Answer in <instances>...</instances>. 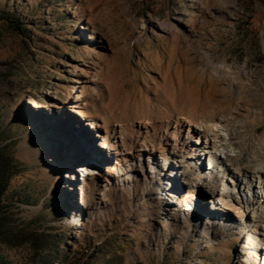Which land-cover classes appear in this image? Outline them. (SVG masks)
<instances>
[{"label": "rangeland", "instance_id": "rangeland-1", "mask_svg": "<svg viewBox=\"0 0 264 264\" xmlns=\"http://www.w3.org/2000/svg\"><path fill=\"white\" fill-rule=\"evenodd\" d=\"M91 32L103 45L88 46ZM72 87L85 118L107 130L149 117L155 126L178 117L195 124L236 110L232 122L264 148V0H0V149L13 158L0 202V264H234L238 254L256 262L264 236L244 234L264 221V206L251 212V200L235 221L234 212L213 209L206 186L183 199L192 190L185 180L202 166L180 172L174 159L188 161L190 145L177 139L172 149L155 126L145 138L125 129L123 156L167 147L175 152L158 158L168 175L147 169L143 156L131 188L106 173L98 137L87 150L79 145L74 161L93 164L97 177L78 186L84 204L72 219L76 201L50 173V157L25 145L39 133L58 158L72 134L81 136L61 114ZM151 176L170 185L168 194H141ZM104 178L111 184L97 203Z\"/></svg>", "mask_w": 264, "mask_h": 264}, {"label": "bare ground", "instance_id": "bare-ground-1", "mask_svg": "<svg viewBox=\"0 0 264 264\" xmlns=\"http://www.w3.org/2000/svg\"><path fill=\"white\" fill-rule=\"evenodd\" d=\"M96 38L95 33L91 32L87 40L88 46L103 45L101 41H95ZM92 53L93 51L89 49V54ZM222 66L224 67V64ZM68 97V108L65 109L62 106L61 108L65 110L61 111V114L73 122L75 132L79 131L81 136L72 134V142L67 144L66 149L60 151L58 158L53 153V146L47 142L45 137L40 138L39 133L30 135L25 145L30 151L36 152L38 155H48L50 157L49 160L52 165L50 173L54 174L58 183L64 185L70 191L74 202L76 201L73 209L70 211L72 219L79 220L82 214L79 207L80 204H84L82 194H80V200H77L79 195L78 186L86 183V177L93 178L96 176V169H94L93 164L88 165L87 161L83 159H75L74 161L73 154L77 152L76 150L79 149L80 144L86 150L89 149L86 146L93 135L99 138L98 147L106 149L104 150L108 156L105 160L106 173L112 170L117 178H120L118 180L119 183L123 181V183H127L128 187L131 188V185L135 183V179L130 172L133 171L134 165H137V163L141 164L142 162L146 164V168L148 165L150 167L153 164L154 167L150 168L158 169L160 175L164 174L165 177L168 175V165L158 158H164L165 155L170 156L171 153L175 152L174 150L168 151L167 147H158L157 150L144 147L136 152L135 150L127 152L129 155L135 152V156H123L126 153L123 143L131 137V135H128L129 137L126 136L125 129H128L132 135L136 134L137 138H145L154 128L153 126L157 124L154 123L158 122L156 119L149 117L140 121L137 126L129 128L122 124H114L107 130L99 123L97 118H85L86 115L83 108H85L86 103L81 96L74 93L73 87L69 90ZM29 103L34 110V117L39 118L41 106L33 100H30ZM71 113L76 115V117ZM235 114L236 110H232L226 115H217L207 121L199 120L195 124L178 117L162 123L160 122V124L155 126V129L159 130V137L161 139L166 140L168 143L172 141V149L174 144L177 145V139H182L184 143L190 145L192 153L188 156L189 162H185L181 156L174 159L175 167H179L180 172H182L180 167L186 173L191 168L198 167L199 165L202 166L199 176L192 177L188 181L185 180L186 185L192 190L187 191L182 196L183 199L194 195L196 193L195 188L198 185L206 186L211 197L208 200L215 207L213 209L222 210L225 208L226 210H230L238 217L235 221H241L245 217V209L247 208V204L251 203V200L252 202H255L254 199L258 201V204L254 205L251 212L255 209L262 211V206H264V148L261 147L255 138L243 134V128L240 126V123L237 121L232 122ZM50 121L44 122V125L47 127L48 124H51L50 126L53 129L55 125ZM59 135L61 134H55L54 138ZM107 140L110 144H107ZM142 145L145 146L146 144ZM180 151L182 152L183 148ZM155 152L158 155H155ZM143 156L144 160L142 161ZM150 171L154 173V170L152 171L151 169ZM122 175H125L123 179L121 178ZM110 184L111 182L108 178L99 181L97 203L105 202L106 191H108L107 187ZM141 184L142 195L156 194V197L158 195L164 197V194H168V192L164 191L168 188L170 189V185L166 181L161 182L160 178H155V176L144 177ZM158 188L159 192L157 193L156 190ZM202 193L205 192L202 190ZM250 220L255 224L253 213ZM253 226L250 232L244 234L245 241L250 239L252 233H260L264 236V221L259 223L258 226ZM261 242L264 244V238L261 239ZM250 260L249 255L238 254L236 255V262L234 264H264V247L260 249V257L256 259L255 263H252Z\"/></svg>", "mask_w": 264, "mask_h": 264}, {"label": "trees", "instance_id": "trees-1", "mask_svg": "<svg viewBox=\"0 0 264 264\" xmlns=\"http://www.w3.org/2000/svg\"><path fill=\"white\" fill-rule=\"evenodd\" d=\"M16 28H18V25L13 23ZM13 158H8L7 156H3V152L0 149V202H1V195L3 194V191L5 190L6 184L8 182V179L11 175V172L13 170Z\"/></svg>", "mask_w": 264, "mask_h": 264}, {"label": "water", "instance_id": "water-1", "mask_svg": "<svg viewBox=\"0 0 264 264\" xmlns=\"http://www.w3.org/2000/svg\"><path fill=\"white\" fill-rule=\"evenodd\" d=\"M198 191H199V193H201L202 192L201 188H199Z\"/></svg>", "mask_w": 264, "mask_h": 264}]
</instances>
